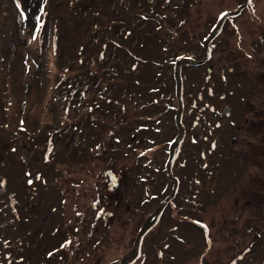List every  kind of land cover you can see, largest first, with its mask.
<instances>
[{
	"label": "rangeland",
	"instance_id": "1",
	"mask_svg": "<svg viewBox=\"0 0 264 264\" xmlns=\"http://www.w3.org/2000/svg\"><path fill=\"white\" fill-rule=\"evenodd\" d=\"M244 2L0 0V264H114L174 181L132 264H264V112L229 68L264 0L205 47Z\"/></svg>",
	"mask_w": 264,
	"mask_h": 264
},
{
	"label": "flooded vegetation",
	"instance_id": "2",
	"mask_svg": "<svg viewBox=\"0 0 264 264\" xmlns=\"http://www.w3.org/2000/svg\"><path fill=\"white\" fill-rule=\"evenodd\" d=\"M249 5L250 0L248 6L241 10L239 15H231L226 19V21L240 16L248 9ZM237 10L230 11L228 13H232ZM256 22V27L252 26L250 22L245 21L243 23V63H229L230 70L240 73L242 104L244 106V111L246 110L247 112L249 110L264 112V15L261 21L260 18H258ZM229 25L232 27L231 24ZM220 35L219 30L211 43L215 42L217 37ZM230 37L231 35L227 36L226 39L229 40ZM207 60L208 56L205 54L204 62H207ZM246 122H248V120Z\"/></svg>",
	"mask_w": 264,
	"mask_h": 264
},
{
	"label": "water",
	"instance_id": "3",
	"mask_svg": "<svg viewBox=\"0 0 264 264\" xmlns=\"http://www.w3.org/2000/svg\"><path fill=\"white\" fill-rule=\"evenodd\" d=\"M249 0H245L244 4L242 6H240V8L232 13H228L225 14L222 19L219 21L217 27L215 28L214 32L212 33V35L209 37V39L206 42V49L208 48V44L209 42H211L214 37L216 36V34L219 32L220 28L222 27V25L224 24V22L226 21V19L231 16V15H239L241 10H243L244 8H246L248 6ZM194 63L192 61L187 62L186 64H191ZM180 67L177 68L176 71V80H177V96H178V101H179V111L177 114V123L180 126V116H181V111H182V102H181V93H182V82H181V74H180ZM183 134V130L181 131L179 137L177 138V140L171 145L170 148V156H169V160H168V172L170 173L171 171V163H172V159H173V155H174V148L175 146L178 144L181 136ZM174 188H173V192L172 195L169 196L168 198H166L165 201H163L157 208V210L155 211V213H153L148 220L144 223V225L142 226L136 241L134 243V248L129 252V254L122 260L115 262L114 264H132L135 262V260L139 257L140 255V251H141V243H142V239L144 238V236L159 222L160 218L163 215V211L165 206L170 202V200L174 197V194L176 192V188H177V183L176 181H174ZM136 253L135 257H133L132 259L128 260V256L132 253Z\"/></svg>",
	"mask_w": 264,
	"mask_h": 264
},
{
	"label": "trees",
	"instance_id": "4",
	"mask_svg": "<svg viewBox=\"0 0 264 264\" xmlns=\"http://www.w3.org/2000/svg\"><path fill=\"white\" fill-rule=\"evenodd\" d=\"M88 20L89 19H87V22L86 23H84V24H82V26H83V28L85 27V29H86V32H89V33H91L89 30V26H87L88 25V23L90 22V20H89V22H88ZM55 48H56V46H55ZM57 50V49H56ZM57 55V53H55V55L54 56H56ZM70 71V70H69ZM8 108V107H7ZM7 111H9V109H7ZM77 215H80L79 213L77 214ZM73 234H74V232H73Z\"/></svg>",
	"mask_w": 264,
	"mask_h": 264
}]
</instances>
